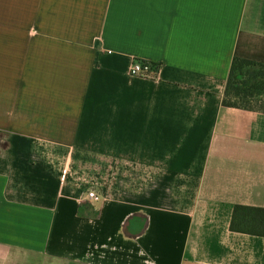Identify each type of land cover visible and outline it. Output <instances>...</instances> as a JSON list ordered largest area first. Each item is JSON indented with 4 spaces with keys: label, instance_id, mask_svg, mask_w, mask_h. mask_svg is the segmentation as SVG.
I'll return each instance as SVG.
<instances>
[{
    "label": "crops",
    "instance_id": "crops-1",
    "mask_svg": "<svg viewBox=\"0 0 264 264\" xmlns=\"http://www.w3.org/2000/svg\"><path fill=\"white\" fill-rule=\"evenodd\" d=\"M233 57L264 64V0H0V264H264Z\"/></svg>",
    "mask_w": 264,
    "mask_h": 264
},
{
    "label": "trees",
    "instance_id": "trees-1",
    "mask_svg": "<svg viewBox=\"0 0 264 264\" xmlns=\"http://www.w3.org/2000/svg\"><path fill=\"white\" fill-rule=\"evenodd\" d=\"M147 62L155 77L159 64ZM222 104L227 107L264 112V64L253 60L233 57ZM229 228L255 236H264V208L235 205Z\"/></svg>",
    "mask_w": 264,
    "mask_h": 264
},
{
    "label": "built area",
    "instance_id": "built-area-1",
    "mask_svg": "<svg viewBox=\"0 0 264 264\" xmlns=\"http://www.w3.org/2000/svg\"><path fill=\"white\" fill-rule=\"evenodd\" d=\"M153 73L154 72L152 71L150 65L142 60L133 59L129 67V74L131 76L150 77ZM86 198L90 200H97L98 195L91 190L86 193Z\"/></svg>",
    "mask_w": 264,
    "mask_h": 264
}]
</instances>
